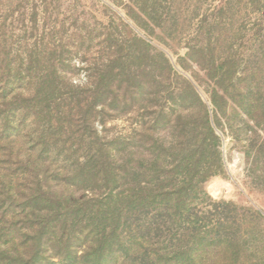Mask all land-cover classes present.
Returning <instances> with one entry per match:
<instances>
[{"label":"trees","instance_id":"1","mask_svg":"<svg viewBox=\"0 0 264 264\" xmlns=\"http://www.w3.org/2000/svg\"><path fill=\"white\" fill-rule=\"evenodd\" d=\"M147 2L126 16L150 37L146 24L162 17L150 16ZM118 21L78 85L69 57L92 51L93 32L49 31L31 44L1 33L0 264H264L250 255L254 241L212 235L205 225L226 220L213 224L212 210L195 212L193 204L195 189L223 172L214 128L227 99L264 127L261 101L244 107L243 95H227L255 75L236 79L237 56L214 54L213 33L203 30L181 67L205 71L211 108L185 78L178 92H164L163 80L179 78L164 53ZM159 99L167 110H152ZM118 104L146 119L130 141L104 139L95 128L120 113Z\"/></svg>","mask_w":264,"mask_h":264},{"label":"rangeland","instance_id":"2","mask_svg":"<svg viewBox=\"0 0 264 264\" xmlns=\"http://www.w3.org/2000/svg\"><path fill=\"white\" fill-rule=\"evenodd\" d=\"M147 1L145 11L150 16L157 14L162 17L157 23L152 20L146 24L154 31L150 37L126 16L127 12H131L129 9L139 12L141 0H0V36L5 31L14 44L23 41L20 36L31 44L49 31L67 34L77 30L93 32L92 51L85 56L72 52L69 57V79L78 85L85 82L82 68L98 62L99 56L95 50L103 48L106 44L103 42L105 34L120 27L118 18H121L138 36L148 40L155 51L163 52L178 75L179 78L174 79L172 84L163 80L162 91L178 92L181 80L185 78L210 106L212 87L205 77V71L194 64L181 67L187 44H197V32L210 30L214 36V54L224 56L230 53L239 59L236 79L243 73L255 75L253 78L243 76L241 81L227 90V95L236 101L245 97L244 107H249L251 100L255 106H258L257 100L264 104V0ZM157 4H161L162 9L157 8ZM173 30L175 36L161 34ZM198 42L203 44L205 41L201 39ZM168 105L165 99H159L151 106L153 111H160L161 108L167 110ZM133 106L124 109L118 104L115 110L120 112L118 115L106 118L102 124L95 123L97 133L107 140L122 137L130 141L136 136V129L146 122L136 114ZM224 110L225 113L217 115L218 122L214 128L220 137L223 172L203 183L201 191L195 189L194 211L211 209L212 223L218 226L219 221L226 220V224L222 223L223 228L207 224L205 227L212 226V235L215 236L218 232H225L235 241H254L249 245L255 246L256 250L248 254L256 257L257 262H263L264 154L259 155V150L264 151V127L254 125L237 103H231V99H227ZM260 158L261 161H258ZM201 192L207 199L202 198ZM257 213H261L263 219ZM184 241L183 244L188 243V238H184ZM127 264L136 263L128 259Z\"/></svg>","mask_w":264,"mask_h":264}]
</instances>
